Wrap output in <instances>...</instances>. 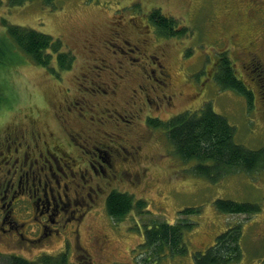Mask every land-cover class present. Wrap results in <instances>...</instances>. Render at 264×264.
Listing matches in <instances>:
<instances>
[{
  "label": "rangeland",
  "instance_id": "1",
  "mask_svg": "<svg viewBox=\"0 0 264 264\" xmlns=\"http://www.w3.org/2000/svg\"><path fill=\"white\" fill-rule=\"evenodd\" d=\"M12 3L0 0V39L7 37L6 25L1 22L5 20L8 25L49 34L61 46L55 51L49 49L53 56L49 54V64L43 66L34 64L17 46L10 55L5 54L4 62H0V103L15 107V112L21 115L27 111L36 115L35 107L28 110L29 107H48L45 99L50 96L49 85L64 81L67 93L61 92L57 97L74 93L99 103L100 108L115 105L118 110L131 113L133 132L126 130L125 134L121 128L118 132L123 134L127 148L140 146L132 160L134 164L117 166L115 184L121 178L116 190L132 194L134 200L143 199L146 211L139 214L132 210L119 220L109 217L104 202L99 203L88 214L95 221L92 232L84 224L79 227L78 239L87 252L81 254L83 250H79L73 256L68 253L65 256L68 264H143L138 254L141 248H136L143 243L146 229L154 224L187 221L193 227L184 234L186 254L156 260L151 251L144 258L152 264H192L193 253L206 251L220 233L240 227L236 243L241 257L232 264L260 263L264 259V167L249 173L229 172L217 182L194 174V162L181 161L163 129L152 125L154 119L148 117L167 120L210 103L213 112L222 115L234 128L235 144L248 150H264V96L251 85L257 83L258 69L251 66L244 69L250 56L257 57L264 68V0H25L21 5L12 0ZM153 10L174 18L173 29L178 31L157 34L148 23ZM146 24L150 28L144 30L142 26ZM120 39H126L128 47L135 51L121 53ZM5 51L8 50L3 47L2 52ZM223 52L233 64L234 77L244 80L252 91L250 105L242 93L215 80L222 73L219 58ZM61 53L73 56L69 69L59 66L65 63L57 60L56 55ZM146 55L159 56L170 73L169 90L174 95L169 104L159 109L147 105L140 108L144 105L143 95L138 94L141 90L137 86L139 106L130 96L131 88H135L130 84L148 77L151 60ZM141 60L148 62L146 74L137 73L136 78L127 74L139 65L142 67ZM160 94V89L150 92L154 97ZM80 106L75 105L77 110ZM218 199L252 203L259 211L228 215L216 212ZM186 208L197 212L181 214ZM93 235L97 236L92 238ZM100 235L106 236L107 242L99 252L95 244H100ZM231 242L235 243L233 239ZM55 245L29 244L27 249L19 245L13 249L0 247V264H8L10 254L14 253L37 264H45L46 257L39 256L42 252L62 258L64 255L53 252ZM84 256H89V261L82 259ZM54 260L51 258L52 264H64L60 259Z\"/></svg>",
  "mask_w": 264,
  "mask_h": 264
},
{
  "label": "flooded vegetation",
  "instance_id": "2",
  "mask_svg": "<svg viewBox=\"0 0 264 264\" xmlns=\"http://www.w3.org/2000/svg\"><path fill=\"white\" fill-rule=\"evenodd\" d=\"M255 4L254 1L253 6ZM147 27L148 24L142 26L144 30ZM119 41L123 42L118 46L121 53L135 51L128 47L130 44L126 39ZM147 58L151 60V67L147 70L148 84L146 79L140 78L130 86L141 90L138 94L142 93L144 105L140 108L147 105L159 109L161 105L169 104L174 95L169 90L170 73L159 56L146 55ZM141 61L142 67L139 65L127 74L134 78L140 72L146 74L148 62ZM247 66L264 71L257 57L250 56L244 69ZM119 76L122 77L121 74ZM62 83L64 81L49 85L50 96L45 99L48 107H29L28 110L35 107L36 115L29 114L30 111L21 115L15 112V107L0 103L1 248L13 249L17 245L24 247L25 244L37 243L46 247L57 243L53 252L66 257L68 253L72 256L79 253V250H83L81 254L87 252L78 239L80 225L84 224V228L92 232L95 221L88 214L99 203L104 202L102 204L105 205L108 194L121 184V178L115 184L117 166L122 168L134 164L132 160L140 148L139 145L124 146L126 140L118 132L119 128L125 134L126 130L133 132L131 113L120 111L115 105L107 107L105 104L100 108L99 103L74 93L57 97L61 92L67 93ZM91 84H94V79ZM251 85L254 91L262 94L258 81ZM87 89L94 92L93 88ZM159 89L160 96L150 95L152 90ZM130 93L133 103L140 100L136 87L131 88ZM79 103L82 106L77 110L75 105ZM125 104L122 103V107ZM104 237L100 235V244H95L99 252L107 242ZM45 255L42 252L39 256ZM87 257L82 259L89 261Z\"/></svg>",
  "mask_w": 264,
  "mask_h": 264
},
{
  "label": "trees",
  "instance_id": "3",
  "mask_svg": "<svg viewBox=\"0 0 264 264\" xmlns=\"http://www.w3.org/2000/svg\"><path fill=\"white\" fill-rule=\"evenodd\" d=\"M24 1L15 0L18 5H21ZM43 1L51 2L52 0ZM10 2L12 3V0ZM148 19L150 27L152 26L157 34L167 35L168 33L174 34V31H178L173 29L175 28L173 26H176L174 18L164 16L159 10H153ZM1 22L3 25H6L7 34L5 39H0L1 42L5 41L3 44L0 43V62L2 63L5 60V54L9 52L8 55H10L17 46L23 54L28 55L32 59L34 64L43 66L49 64V54L53 56V53L49 49L55 51L61 46L49 34L46 35L18 25H8L5 20ZM3 47L8 51L2 52ZM8 55L6 58L9 60L10 57ZM56 56L59 63L65 61L64 64L60 63L59 66L64 69L71 67L72 55L61 53L59 56ZM219 59L222 73L219 76L216 75L215 80H218L223 87H230L242 93L250 105L253 97L252 91H249L248 88L246 89L244 80L234 77L233 64L224 52L220 55ZM259 70L256 76L258 77V83H260L259 88L264 96V71H261L262 69L260 68ZM151 119H154V121H151L152 125L163 129L177 157L183 162H194L193 173L200 174L205 178L207 177L208 180L217 182L220 177L229 172L243 170L249 173L250 171L264 167V150H248L239 144H235L233 141L234 128L227 123L222 115L213 112L210 103L204 104L199 110L182 112L171 116L167 120ZM105 206L108 216L119 220L124 218L128 213H131L132 210L139 214L146 211L143 199L134 200L132 194L117 190L111 191L108 194ZM215 211L227 215L230 213L252 214L258 212L259 209L252 203H239L230 199H218L215 202ZM193 212H197V210L186 208L181 214L186 215ZM150 227L144 232L143 243L139 244L136 248L138 250L141 248L138 254L139 256L141 255L143 264L147 262L148 264H152V261L146 260L147 257L144 258V255L151 251L152 255L156 256V260L166 256L173 258L174 256L187 253L184 234L193 227L191 222H178L176 224L165 222L154 224ZM235 228L230 233H226V231L220 233L212 246L209 249L207 248L206 251L193 253L192 257L194 259L192 264H232L233 261H238L241 257V249L236 241L239 238L241 228ZM231 239H233L235 245L232 244ZM61 255L63 256V254ZM44 257H46L45 264H52L51 258L55 259L53 262L56 259H60V262L68 264L65 256L62 257L64 260L48 254ZM8 264L37 263L17 255H12L9 257ZM258 264H264V259Z\"/></svg>",
  "mask_w": 264,
  "mask_h": 264
}]
</instances>
